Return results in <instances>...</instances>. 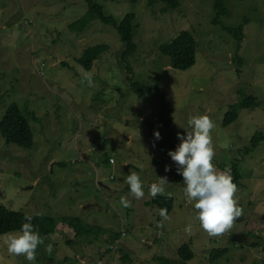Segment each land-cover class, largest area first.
Instances as JSON below:
<instances>
[{
	"label": "rangeland",
	"instance_id": "374dc122",
	"mask_svg": "<svg viewBox=\"0 0 264 264\" xmlns=\"http://www.w3.org/2000/svg\"><path fill=\"white\" fill-rule=\"evenodd\" d=\"M99 2L117 22L128 12L136 14L135 49L126 59L113 25L94 20L81 30L71 27L86 13L84 0H0V120L16 102L33 133L30 148L6 143L0 135V205L28 215L79 217L108 232L125 230L119 248L105 252L102 264H168L160 258L178 261L184 243L193 251L185 264H264V140L243 154L251 137L264 133V0H224L228 14L218 24L213 0H179L175 9L160 0L153 6L147 0ZM242 18L247 22L239 43L224 27L234 28ZM182 30L196 40L195 63L186 70L173 68L159 51ZM97 44L105 50L86 70L77 58ZM124 65L146 87L142 94L126 82ZM83 73L91 74L93 86L81 82ZM250 94L256 104L224 126L232 104ZM164 102L172 109L168 127L159 115ZM193 115L215 122L218 171L231 174L233 159H239L235 198L244 213L232 232L219 238L200 228L194 202L184 196L183 178L174 180L175 164L167 154ZM155 131L162 139H155ZM166 165L171 171L165 172ZM130 172L139 173L145 185L142 200L133 199L124 182ZM163 176L173 201L170 220L160 227L159 209L146 202L152 198L148 186ZM122 196L131 207L120 203ZM189 224L191 233L185 231ZM73 233L59 223L45 243L53 244L52 253L42 246L36 264H96L109 248ZM4 235L0 264H28L7 253ZM216 249L224 254L211 259Z\"/></svg>",
	"mask_w": 264,
	"mask_h": 264
},
{
	"label": "trees",
	"instance_id": "16d2710c",
	"mask_svg": "<svg viewBox=\"0 0 264 264\" xmlns=\"http://www.w3.org/2000/svg\"><path fill=\"white\" fill-rule=\"evenodd\" d=\"M100 0H84L87 10L86 13L71 23L72 28H77L78 30L84 29V27L91 21L99 20L102 23L113 25L118 31L120 38L124 44V50L122 52V58L126 59L135 49L134 42L132 40V31L137 23L135 22L136 14L134 12L126 13L120 21H116L111 15L106 14L103 11V7ZM105 1V0H102ZM158 0H147L148 6H153ZM162 4L168 9H175L179 5V0H160ZM132 3L136 0H131ZM213 10L215 12L214 23H219V18L228 14V9L224 4V0H213ZM163 9V8H162ZM247 19L242 18L241 23L234 27H224L229 33L233 34L235 39L241 43L244 33L243 28L246 24ZM105 50L104 44L91 45L83 49L80 54L78 62L81 66L90 70L94 61L97 57ZM159 51L162 54L169 56L170 65L179 70H186L190 68L195 63V53H196V40L192 36L190 31L182 30L176 36H174L169 42L164 43L159 46ZM239 63L242 59L238 57V52L234 57ZM125 69V79L129 86L139 94H142L146 90L143 84L133 80L131 69L128 65H124ZM240 71V70H238ZM256 104V99L253 95H247L243 100L232 104L230 109L225 113L222 120L224 126L233 122L238 117V112L241 109L252 107ZM161 124L168 127L169 122L172 121V109L167 103H162L159 111ZM0 135L6 143L15 144L19 147L30 148L33 145V133L29 125V121L22 114L19 105L16 102L10 103L1 120H0ZM264 140V133L259 131L256 132L250 139L249 146L244 148L243 154H246L250 149L255 147L257 143ZM170 141V140H169ZM171 143V142H170ZM175 150V149H174ZM239 159L234 158L231 163V176L233 177L234 183L239 184V179L241 177L238 170ZM182 176L177 174L176 167L174 172V180L179 182ZM172 198H166L165 196H157L155 199L151 198L150 201L146 202L147 205H156L158 209L167 208L168 212L172 207ZM25 215L21 211L11 210L3 205H0V235L6 234L12 231H19L24 220ZM33 220L31 223L34 225V229L38 231L42 236L45 237V243L47 236L53 234L56 231V227L59 223L66 225L71 228L74 233L73 236L88 238V242H100L104 241L106 244H114L116 240H120L125 236V230L123 232H108L107 229L102 228L98 225H92L84 222L79 217H54L52 215H31ZM161 217L158 215L157 220L160 222ZM108 234L107 237L102 239V235ZM124 233V234H123ZM73 241L72 239H67V242ZM73 243V242H72ZM42 247V246H41ZM40 247V248H41ZM97 247H100L97 245ZM38 249L40 253L41 249ZM119 246L116 248L118 249ZM112 248H106L105 251L111 252ZM225 249H216L211 254V259H217L222 256ZM102 258V252H100ZM178 261L168 258H160L165 263L168 264H185L188 260L193 257V251L191 250L189 244L184 243L180 245L177 249Z\"/></svg>",
	"mask_w": 264,
	"mask_h": 264
},
{
	"label": "clouds",
	"instance_id": "9594fccd",
	"mask_svg": "<svg viewBox=\"0 0 264 264\" xmlns=\"http://www.w3.org/2000/svg\"><path fill=\"white\" fill-rule=\"evenodd\" d=\"M82 83L93 86L90 73H83ZM188 129L185 133L177 132V139L180 143L175 150H169L168 156L175 164L177 174L183 178V193L189 203L194 202L196 210L195 219L199 221L200 228L212 238H219L230 231L234 223L244 213L235 198L238 186L234 183L233 177L228 171H218L213 160L215 148L212 132L215 129V122L209 115H193L188 118ZM156 140L162 139L159 131L154 132ZM171 171V166H165V172ZM124 182L130 188V194L135 200H142L145 197V185L139 173L130 172L124 178ZM169 184L167 176L159 177L156 183L148 186V194L155 199L157 196H165L171 199L172 193L166 192L165 186ZM124 207H131V201L127 196L120 198ZM159 216L162 218L159 226L163 227V221L170 220L167 208L159 209ZM19 231L4 235L3 244L6 246L10 256H23L28 264H36L37 251L45 246V251L51 254L53 244L45 245V237L34 229L31 223L33 216L25 215ZM185 231L191 233L192 225L185 227ZM123 232V231H122ZM124 234V233H123ZM120 246V240L110 244L109 248L115 250ZM107 251H103L102 255ZM106 255V254H105ZM104 255L96 264H102Z\"/></svg>",
	"mask_w": 264,
	"mask_h": 264
},
{
	"label": "bare ground",
	"instance_id": "6f19581e",
	"mask_svg": "<svg viewBox=\"0 0 264 264\" xmlns=\"http://www.w3.org/2000/svg\"><path fill=\"white\" fill-rule=\"evenodd\" d=\"M111 161V159H109ZM100 260H98L97 262H99ZM263 263H264V260H263Z\"/></svg>",
	"mask_w": 264,
	"mask_h": 264
},
{
	"label": "crops",
	"instance_id": "0c3cea01",
	"mask_svg": "<svg viewBox=\"0 0 264 264\" xmlns=\"http://www.w3.org/2000/svg\"><path fill=\"white\" fill-rule=\"evenodd\" d=\"M245 226H247V225H245ZM237 233V232H236Z\"/></svg>",
	"mask_w": 264,
	"mask_h": 264
}]
</instances>
